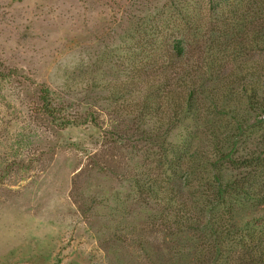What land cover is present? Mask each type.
Returning <instances> with one entry per match:
<instances>
[{"label":"rangeland","instance_id":"1","mask_svg":"<svg viewBox=\"0 0 264 264\" xmlns=\"http://www.w3.org/2000/svg\"><path fill=\"white\" fill-rule=\"evenodd\" d=\"M197 2L0 0V264H212L188 248L173 214L164 221L159 186L177 192L188 177L160 165L159 147L149 151L132 135V97L122 89L130 48L148 38L144 29ZM251 56L243 83L263 97L264 52ZM38 84L57 109L63 104L56 122L43 114ZM247 102L240 94L230 103ZM210 118L217 125L220 117ZM69 119L76 122L63 126ZM195 133L189 123L170 140L181 146ZM204 135L196 143L205 155L212 137ZM147 181L160 191L148 205L139 192ZM236 220L264 225V206Z\"/></svg>","mask_w":264,"mask_h":264},{"label":"trees","instance_id":"2","mask_svg":"<svg viewBox=\"0 0 264 264\" xmlns=\"http://www.w3.org/2000/svg\"><path fill=\"white\" fill-rule=\"evenodd\" d=\"M197 3L194 8L176 6L172 18L160 17L158 26L144 29L148 38L138 39L130 48L128 79L122 89L132 97L126 107L132 135L144 137L149 151L153 144L159 147L160 165L188 177V183L181 177L177 192L159 186L162 197L152 181L140 185L139 192L147 205L158 194L164 221L174 215V223L188 235V248L201 259L212 264L234 260L264 264V225L248 221L241 226L236 220L264 206V96L243 83L248 74L243 75L242 69L252 53L264 52V0ZM34 94L52 123L62 117L63 104L58 109L53 105L45 84L36 85ZM240 94L248 102L244 109H235L230 102ZM254 114L258 121L251 124ZM209 115L220 117L217 125ZM73 122L66 120L63 126ZM189 123L197 133L186 136L181 146L173 143L171 134ZM201 135L212 137L205 155L196 143ZM190 191L189 201L185 192Z\"/></svg>","mask_w":264,"mask_h":264}]
</instances>
